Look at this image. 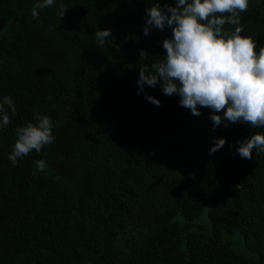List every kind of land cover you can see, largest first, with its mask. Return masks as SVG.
Returning <instances> with one entry per match:
<instances>
[{"label": "trees", "instance_id": "obj_1", "mask_svg": "<svg viewBox=\"0 0 264 264\" xmlns=\"http://www.w3.org/2000/svg\"><path fill=\"white\" fill-rule=\"evenodd\" d=\"M37 2L0 0V101L17 113L0 130V264H264V153L236 150L264 127L213 129L223 112L194 116L159 84H137L172 37L167 26L145 37V10L176 0H54L38 20ZM240 21L258 53L264 0ZM37 115L56 139L13 166L15 129Z\"/></svg>", "mask_w": 264, "mask_h": 264}, {"label": "clouds", "instance_id": "obj_2", "mask_svg": "<svg viewBox=\"0 0 264 264\" xmlns=\"http://www.w3.org/2000/svg\"><path fill=\"white\" fill-rule=\"evenodd\" d=\"M54 5V0H40L34 4L31 15L39 19V10ZM249 0H176L175 6L156 2L146 11L145 37L152 27L161 31L167 26L172 37L163 40L166 56L159 62L139 65L137 84L155 88L158 84L167 96L180 97V106L199 116L200 107L213 113L210 120L213 129L223 125L244 123L252 128L264 127V47L259 48L252 37H242L240 14L247 11ZM61 5L59 15L65 14ZM219 14V15H217ZM225 25L236 26L229 33ZM95 39L100 46L112 37L110 29L97 30ZM140 59L147 60V53L140 51ZM146 100L157 107L160 102L151 96ZM10 113V114H9ZM16 106L10 96L0 101V130L6 129L11 117L16 115ZM36 124L28 123L15 129L17 137L14 149L9 154L13 166L32 150L39 153L45 146L54 143L53 122L48 116L37 115ZM224 139L214 141L210 154L225 145ZM236 149L242 159H252L253 150L264 153V134H254L237 142ZM45 160L36 162V169L48 168Z\"/></svg>", "mask_w": 264, "mask_h": 264}]
</instances>
